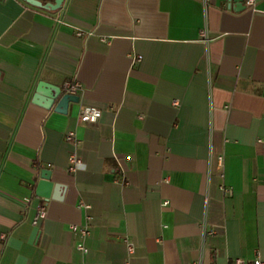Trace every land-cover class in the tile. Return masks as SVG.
<instances>
[{"label": "crops", "instance_id": "0c3cea01", "mask_svg": "<svg viewBox=\"0 0 264 264\" xmlns=\"http://www.w3.org/2000/svg\"><path fill=\"white\" fill-rule=\"evenodd\" d=\"M67 79L81 88L63 112L60 95L47 102L69 92ZM84 105L101 108L98 120L79 118ZM73 224L90 228L86 253ZM258 253L264 0H65L58 10L0 0V264Z\"/></svg>", "mask_w": 264, "mask_h": 264}, {"label": "built area", "instance_id": "2783aa9c", "mask_svg": "<svg viewBox=\"0 0 264 264\" xmlns=\"http://www.w3.org/2000/svg\"><path fill=\"white\" fill-rule=\"evenodd\" d=\"M246 3L249 5L254 6L256 3V0H246ZM81 32V31H80ZM201 33L203 35L206 34L205 29L201 30ZM65 88L69 92H78L81 88V83L76 79H67L65 81ZM102 110L101 108L95 106V105H84L79 112V118L82 121H96L101 116ZM66 137L68 140L76 142L77 141V135L76 131L74 129L69 130L66 134ZM82 162V158L77 154L76 151L72 152L70 155V170L74 171L78 168V165ZM82 205L88 206V204L82 202ZM46 216V206L44 204H41L39 208L37 209V213L34 216V223H38L42 218ZM73 228L78 229L81 233V240L77 243V248L80 249L83 253H86L88 251V246L85 243V238L90 233V228L87 224L85 225H77L73 224ZM130 250H133V246L130 245ZM85 264V263H82ZM191 264H203L202 260L197 259L191 262ZM213 264H221L218 262H215ZM224 264H264V257L261 256V254H257L253 259L247 260L246 258H243L242 256H236L229 260L228 262Z\"/></svg>", "mask_w": 264, "mask_h": 264}, {"label": "water", "instance_id": "95a60500", "mask_svg": "<svg viewBox=\"0 0 264 264\" xmlns=\"http://www.w3.org/2000/svg\"><path fill=\"white\" fill-rule=\"evenodd\" d=\"M27 3L41 7L47 10H58L63 7L65 0H54V1H46L43 0H25ZM60 95V98L57 102V109L63 112L68 110V106L70 101H77L79 100V95L74 92H66L61 94L60 91H55L53 95L50 96L48 100V105H53L55 99ZM51 184V177L49 175V170L43 169L41 173V179L38 181V189H44V194L48 193V187Z\"/></svg>", "mask_w": 264, "mask_h": 264}, {"label": "trees", "instance_id": "16d2710c", "mask_svg": "<svg viewBox=\"0 0 264 264\" xmlns=\"http://www.w3.org/2000/svg\"><path fill=\"white\" fill-rule=\"evenodd\" d=\"M44 2H46V1H49V0H43ZM51 1H54V0H51Z\"/></svg>", "mask_w": 264, "mask_h": 264}]
</instances>
